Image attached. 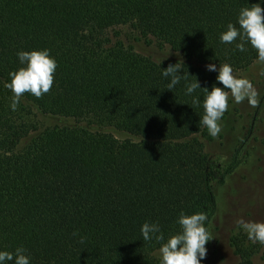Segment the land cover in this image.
Listing matches in <instances>:
<instances>
[{
    "label": "trees",
    "instance_id": "obj_1",
    "mask_svg": "<svg viewBox=\"0 0 264 264\" xmlns=\"http://www.w3.org/2000/svg\"><path fill=\"white\" fill-rule=\"evenodd\" d=\"M257 2L0 0V250L23 247L31 264H159L143 223H158L167 239L180 212H200L209 231L213 186L238 157L223 166L203 151V88L222 87L206 65H253L254 49L219 36ZM122 27L155 54L125 47ZM41 49L57 62L53 85L40 98L23 94L12 111L4 85L21 67L16 53ZM175 63L202 89L185 95L182 80L167 90L161 68ZM36 116L73 125L41 128ZM246 241L230 239L239 264H251Z\"/></svg>",
    "mask_w": 264,
    "mask_h": 264
},
{
    "label": "clouds",
    "instance_id": "obj_2",
    "mask_svg": "<svg viewBox=\"0 0 264 264\" xmlns=\"http://www.w3.org/2000/svg\"><path fill=\"white\" fill-rule=\"evenodd\" d=\"M264 0L239 9L236 24L229 23L226 30L220 33L221 43L235 44V49L245 52V45H249L256 52V62L264 65V8L261 5ZM17 59L21 67L9 72V80L5 87L11 91L10 109L15 111L21 97L29 93L36 98L49 92L53 85L54 72L57 68L56 60L50 55L48 49L18 51ZM206 70L216 72V82L222 87L212 86L211 91L203 88L202 107L204 114L199 119V124L204 126L211 137H217L221 132L220 121L228 110V100L231 97L234 103L248 101L256 103V90L250 80L238 77L230 64L224 63L217 67L208 63ZM183 71L180 64H170L161 68V76L168 81L166 89L172 91L182 80L185 95L191 96L196 89H202L199 82L188 81V73ZM260 75H264L261 71ZM173 92V91H172ZM199 98L193 97L192 104L199 105ZM207 216L204 213L186 215L180 212L176 223L179 231L165 239L158 223L145 222L140 227L143 241L155 240L160 244L158 248L159 264H201L206 257V243L212 240L205 224ZM236 229L246 234L248 241L253 244L264 245V221H251L238 219ZM0 264H31V257L23 247H17L13 251L0 250Z\"/></svg>",
    "mask_w": 264,
    "mask_h": 264
},
{
    "label": "rangeland",
    "instance_id": "obj_3",
    "mask_svg": "<svg viewBox=\"0 0 264 264\" xmlns=\"http://www.w3.org/2000/svg\"><path fill=\"white\" fill-rule=\"evenodd\" d=\"M118 40L141 55L155 54V49L147 45L127 28L118 29ZM159 58H171L167 52H158ZM264 65L256 61L238 77L250 80L256 90V103L248 101L234 103L229 96L228 110L220 123L221 132L217 137L203 140V151L210 159L228 166L232 156L237 155L238 163L222 183L213 186L216 211L212 218L206 243V257L201 264H239L230 239L235 235L246 236L236 229V221H264ZM39 127L71 126V120L52 119L36 116ZM208 134V132H207ZM251 250V264H264V245L246 241ZM158 258V252L155 253Z\"/></svg>",
    "mask_w": 264,
    "mask_h": 264
}]
</instances>
